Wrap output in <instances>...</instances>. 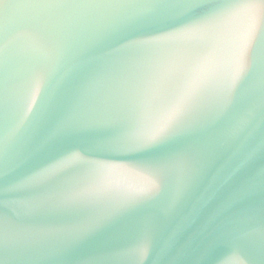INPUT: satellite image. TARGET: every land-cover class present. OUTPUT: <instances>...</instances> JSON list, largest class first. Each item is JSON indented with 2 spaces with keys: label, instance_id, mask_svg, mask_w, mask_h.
<instances>
[{
  "label": "water",
  "instance_id": "1",
  "mask_svg": "<svg viewBox=\"0 0 264 264\" xmlns=\"http://www.w3.org/2000/svg\"><path fill=\"white\" fill-rule=\"evenodd\" d=\"M0 264H264V0H0Z\"/></svg>",
  "mask_w": 264,
  "mask_h": 264
}]
</instances>
